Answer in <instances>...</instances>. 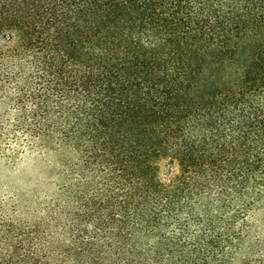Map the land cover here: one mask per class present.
Segmentation results:
<instances>
[{
    "label": "trees",
    "instance_id": "obj_1",
    "mask_svg": "<svg viewBox=\"0 0 264 264\" xmlns=\"http://www.w3.org/2000/svg\"><path fill=\"white\" fill-rule=\"evenodd\" d=\"M10 148L79 177L0 264H264V0H0Z\"/></svg>",
    "mask_w": 264,
    "mask_h": 264
},
{
    "label": "rangeland",
    "instance_id": "obj_2",
    "mask_svg": "<svg viewBox=\"0 0 264 264\" xmlns=\"http://www.w3.org/2000/svg\"><path fill=\"white\" fill-rule=\"evenodd\" d=\"M13 148L0 154V218L33 225L47 210L67 200L79 177L73 170L77 161L64 151L16 154ZM261 227L259 220L252 230Z\"/></svg>",
    "mask_w": 264,
    "mask_h": 264
}]
</instances>
